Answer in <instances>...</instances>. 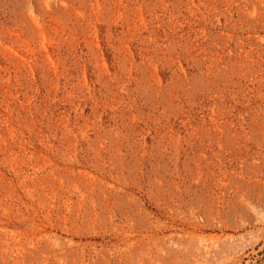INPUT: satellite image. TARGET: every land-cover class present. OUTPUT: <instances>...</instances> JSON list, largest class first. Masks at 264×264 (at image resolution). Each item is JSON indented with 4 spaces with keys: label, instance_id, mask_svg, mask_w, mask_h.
Segmentation results:
<instances>
[{
    "label": "rangeland",
    "instance_id": "374dc122",
    "mask_svg": "<svg viewBox=\"0 0 264 264\" xmlns=\"http://www.w3.org/2000/svg\"><path fill=\"white\" fill-rule=\"evenodd\" d=\"M0 264H264V0H0Z\"/></svg>",
    "mask_w": 264,
    "mask_h": 264
}]
</instances>
